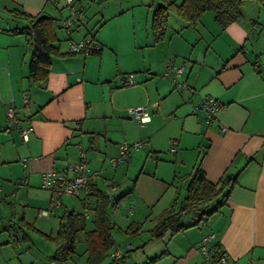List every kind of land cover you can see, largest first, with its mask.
Instances as JSON below:
<instances>
[{
  "label": "crops",
  "instance_id": "obj_1",
  "mask_svg": "<svg viewBox=\"0 0 264 264\" xmlns=\"http://www.w3.org/2000/svg\"><path fill=\"white\" fill-rule=\"evenodd\" d=\"M75 1L88 21L72 38L93 37L98 49L88 55L67 54L65 41L60 53L66 55L49 58L48 77L36 86L27 73V37L7 31L26 25L13 12L61 19L64 6L60 0H0V259L7 250L15 264H43L30 255V249L40 248L49 264L56 245L20 227L21 219L54 235L61 213L94 206L90 195L84 206L80 193L62 198L54 214L38 216L50 202V193L39 186L42 172L76 162L81 149L94 173L92 184L106 193L108 181L115 187L109 212L113 246L123 253L118 264H207L198 242L208 233L215 235L208 248L217 243L232 264H264V8L255 7L256 19L242 12L241 21L224 28L211 13L202 16L196 29L186 28L178 18L177 25H170L168 18L165 39L154 43L151 10L145 12L143 36L136 32L132 6L103 8L99 2L90 7ZM137 22L140 26L141 18ZM128 25L132 35L123 36ZM174 67H183L176 79L189 92L176 88L170 72ZM129 73L135 84L124 86ZM205 96L222 104L210 122L203 113L192 112ZM138 106L148 107L150 120L142 125L127 112ZM9 107L20 125L30 128L25 140L7 128ZM140 141L121 166H110L118 144ZM200 157L207 181L236 178L225 205L209 218L213 230L204 233L199 223L173 235L167 232L159 238H167L159 255L135 258L139 244L128 238H141L182 197L183 179ZM86 216L91 218L92 212ZM52 218L57 219L55 228L44 229L40 223ZM133 222L142 229L129 236L124 231ZM115 234L126 237L123 246ZM150 242L147 238L140 247ZM85 246L79 243L70 260L58 264H86Z\"/></svg>",
  "mask_w": 264,
  "mask_h": 264
},
{
  "label": "trees",
  "instance_id": "obj_2",
  "mask_svg": "<svg viewBox=\"0 0 264 264\" xmlns=\"http://www.w3.org/2000/svg\"><path fill=\"white\" fill-rule=\"evenodd\" d=\"M160 3L153 5L150 0L148 9L151 10V35L154 43L165 39L168 28V16L173 14L187 28L196 29L205 13L213 15L214 22L224 28L233 22H239L242 18V5L246 1H254L260 8H264V0H157ZM15 17L22 18L25 26L14 27L8 32L23 34L27 37L30 57L28 61V78L36 86L46 81L49 72V64L52 56H63L60 53V45L67 41V36L60 38L58 30L63 28L56 18L45 14L29 15L22 11L13 12ZM93 39V37H91ZM94 40V39H93ZM98 49V48H97ZM97 49L95 51H97ZM94 52V51H93ZM69 54V53H67ZM200 160L193 166V171L184 180L182 197H176L174 204L164 211L156 220L155 224L147 232L149 239L162 238L167 232L171 235L186 229L187 227L206 222L225 205L236 178L227 175L218 183H211L205 179L200 166ZM114 186V185H113ZM108 193V192H107ZM96 185L90 184L88 193L84 194L83 204L86 206L88 196L94 199V206L84 208L83 212L64 211L59 215V227L54 235L43 234L33 224L26 223L21 219L20 227H25L33 233L41 236L46 241L56 245L55 252L49 261L66 262L76 251L79 243L84 242L87 252L86 264H101L109 259L108 264H118L123 256L113 257L114 240L112 238L113 222L110 221V205L114 200L113 194H107ZM113 198V199H112ZM117 202V201H115ZM62 203V200H61ZM89 210V211H88ZM56 211V210H55ZM93 212L91 218L86 215ZM55 213V212H54ZM51 213L50 215L54 214ZM49 215V216H50ZM184 216L195 217L193 224L185 225ZM90 225V228L87 226ZM142 229L141 223H131L124 233L131 236L137 235ZM113 249V250H112ZM212 254L222 251L217 243H212L209 249Z\"/></svg>",
  "mask_w": 264,
  "mask_h": 264
},
{
  "label": "built area",
  "instance_id": "obj_3",
  "mask_svg": "<svg viewBox=\"0 0 264 264\" xmlns=\"http://www.w3.org/2000/svg\"><path fill=\"white\" fill-rule=\"evenodd\" d=\"M65 5L68 9V14L60 20V25L67 36V53L83 55L92 53L98 48L92 38L87 37L79 40L72 38L74 32H81L85 28L88 21L87 18L82 14V11L78 8L75 0H65ZM182 71L183 67H174L170 72L173 75V82L176 88L179 87L182 91L189 92L188 85L186 83L178 82L176 79L180 77ZM133 84H135L133 74L129 73L123 78V85L131 86ZM27 102L28 99L25 98L24 103L26 104ZM221 107L222 104L219 103L218 100L211 96H205L197 106L193 107L192 112L194 114L200 112L203 113L206 117V122H210L214 113H216ZM147 109L148 107L146 106L131 107L127 109V112L131 115L132 119L142 125L150 120ZM6 116L7 128L9 130H16L18 134L17 136L25 140L30 132L29 126L20 125V120L17 118L14 109L11 107L7 109ZM140 144L141 141L131 144L125 142L118 144V155L111 160L110 166L117 169V167L121 166L127 159L129 151L138 149ZM170 150L173 151L174 148H170ZM86 158V154L80 149L78 152V160L76 162L68 163L62 169H51L42 172L41 184L39 186L41 189L50 193V202L48 208L38 211V216L47 217L51 213H54L55 209L61 205V199L64 197L76 196L80 193H88L94 173H91ZM106 186L108 193L112 194L115 187L109 181L106 183ZM214 238L215 235L213 233H208L201 238L200 242H198V248L204 257L205 262L207 264H232L225 252L220 251L215 254L210 252L208 246ZM112 256L120 257L121 250L117 249L113 251ZM49 264H58V261L51 260Z\"/></svg>",
  "mask_w": 264,
  "mask_h": 264
},
{
  "label": "rangeland",
  "instance_id": "obj_4",
  "mask_svg": "<svg viewBox=\"0 0 264 264\" xmlns=\"http://www.w3.org/2000/svg\"><path fill=\"white\" fill-rule=\"evenodd\" d=\"M60 1H61L62 5L64 6L63 10H65V14L63 15V17H65L68 14V9L66 8L65 0H60ZM99 2H100V4L102 5L103 8H109L110 6L112 8L113 7L120 8V5H122L123 7L126 6V5L132 6V8L135 11L134 13H135V18H136V23H137V24L135 23L136 32H138V33L140 32L141 33V31H142V35L144 36V33H145V30H143L144 29V17H145V12L148 9L147 6L150 3V0H82V4L89 5L90 7H95V5H98ZM156 2H157V0H153V3H154L153 5L154 6H155ZM256 6H258V5L255 2L246 1L244 3V5L242 6V12H243L242 14H245V15H249L250 14V16H252V18L256 19V17H257V10L255 8ZM78 8H79V5H78ZM148 10H150V9H148ZM262 10H264V9H262ZM128 12H130V11H128ZM51 14L55 15V10ZM150 15H151V12L149 13V22L151 21ZM57 16H58V14H57V10H56V17ZM129 16L131 17L130 13H129ZM168 17L170 19V25L171 24H176L177 25V22H176L177 21V17L176 16H173V14H170V16H168ZM261 17H262V15H261ZM62 18L61 19H57L58 22H60V20H62ZM139 18H141V20H142V24H140V26L138 25V22H137L139 20ZM174 22H176V23H174ZM126 23H127V21H126ZM14 26L21 27L23 25H20V24L16 25L15 24ZM119 29L121 30L122 26ZM125 29H126L125 30L126 32L123 33L122 35L123 36H127V35L131 36L132 35V31L134 30V29H131V25L128 28H125ZM112 31H113V26L109 29V31H108L109 33L108 34L110 35V33ZM57 34L59 35L60 38H64L66 36V33H65L64 30H62V31L58 30ZM20 35L23 36V37H26L23 34H20ZM64 45H65V42H62L61 46L63 48L66 47ZM104 188L107 189V186L105 185ZM46 192H48V191H46ZM45 208H48V204H47V206ZM26 212H27V216L30 217L31 211L28 210ZM56 217H57V215H56ZM195 219H196L195 217H183V222H184V224L190 225V224H192L195 221ZM56 220H55V218H52V222L51 221L50 222H43V221H45V220H43L40 224H41L42 227H44V229L52 230L53 228H55ZM201 223L204 225L203 226L204 233L209 232L210 230H213L212 222L209 219L206 222L203 221ZM147 238H149L148 232H144V234L142 235L141 238H137V237L136 238H134V237L133 238H128V239H130V241L134 242L132 245L137 246L136 244H139V247L136 250V254H135L136 257L135 258H138V257H148V258L149 257H155V256L159 255L165 249L166 244H167V242H166L167 238L154 239V240H152V242H150V244H148V246L146 248L140 247V244H142ZM125 239H126V237H123V236H120V235H119V237H117V234H115V241H116L117 244H119V246H123L124 245ZM167 246L169 248L170 247L172 248V244H170V243ZM30 251H31L30 252L31 257H33V259L37 260L36 262H43V264H47L48 263V261H46V260H48V257L46 255L47 253H46L45 249L37 248L36 250L30 249ZM133 253H134V251H132V253H130L129 256L133 257ZM11 255L13 256V254H11ZM12 256H10V255L8 256L7 250H6V252L4 251V259H0V263L1 262L5 263L6 261H8L11 264H15V263H13V261L11 259ZM7 259H9V260H7ZM158 262H156L155 264H157ZM82 264H84L83 261H82ZM141 264H145V263H141ZM164 264H168L167 260L165 261Z\"/></svg>",
  "mask_w": 264,
  "mask_h": 264
}]
</instances>
